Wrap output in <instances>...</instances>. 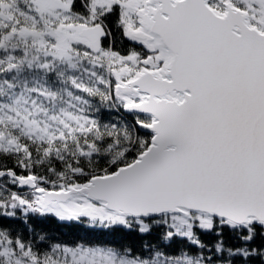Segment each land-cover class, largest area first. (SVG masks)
<instances>
[{
  "label": "snow or ice",
  "instance_id": "obj_1",
  "mask_svg": "<svg viewBox=\"0 0 264 264\" xmlns=\"http://www.w3.org/2000/svg\"><path fill=\"white\" fill-rule=\"evenodd\" d=\"M0 264H264V0H0Z\"/></svg>",
  "mask_w": 264,
  "mask_h": 264
}]
</instances>
